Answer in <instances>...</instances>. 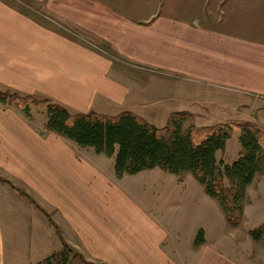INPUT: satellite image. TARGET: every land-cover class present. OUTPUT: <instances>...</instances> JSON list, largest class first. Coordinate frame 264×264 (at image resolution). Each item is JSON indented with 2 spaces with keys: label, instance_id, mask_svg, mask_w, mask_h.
Masks as SVG:
<instances>
[{
  "label": "rangeland",
  "instance_id": "rangeland-1",
  "mask_svg": "<svg viewBox=\"0 0 264 264\" xmlns=\"http://www.w3.org/2000/svg\"><path fill=\"white\" fill-rule=\"evenodd\" d=\"M0 2L6 3L7 12L19 16L21 24L26 25L18 37L20 42H7L5 50L0 48V92L5 93L0 105L7 111L12 109L34 118L39 127L46 126L47 105L51 102L63 105L71 113L113 116L132 111L158 128L170 129L173 113L184 112L176 116L177 120L183 118L182 131L191 126L197 130L220 124L232 126L225 149L217 152V158L226 164L244 153L239 122L250 121L264 131L263 92L245 93L236 85L225 89L211 78L169 72L156 63L151 65L147 59L158 53L152 46L155 39H163L158 37V30L163 28L155 22L157 19L181 25L203 24L205 31H219L229 38L230 53L238 50L242 40H251L255 47L249 53L256 50L263 56L264 0ZM153 24L159 25L157 32H143ZM7 29L13 36L10 23ZM57 54L60 59L53 58ZM257 64L264 75V56ZM89 68H93L92 72L98 68L102 73L91 74ZM66 77L70 83H78L67 85L102 90L93 91L92 97L69 99L68 93L60 90L61 79L66 81ZM115 86L121 92L116 99L109 98L108 89ZM24 95L31 96L27 111L17 101ZM86 153L101 156L98 169L113 181L109 185H116L119 197L126 195L135 209L150 213L166 228L168 235L162 244L166 251L186 252L204 242L193 256L211 254L206 264H264V168L246 187L239 208L233 205V191L227 192L230 217L219 199L208 195L205 185L191 171L174 174L155 167L118 176L113 157L96 153L90 147H86ZM220 183L224 191L231 188L226 178ZM198 237L203 241L195 243ZM85 262L95 263L66 248L39 264Z\"/></svg>",
  "mask_w": 264,
  "mask_h": 264
},
{
  "label": "crops",
  "instance_id": "crops-1",
  "mask_svg": "<svg viewBox=\"0 0 264 264\" xmlns=\"http://www.w3.org/2000/svg\"><path fill=\"white\" fill-rule=\"evenodd\" d=\"M6 5L0 2L3 50L7 42H20L26 26L19 16L7 12ZM155 22L163 28L158 30L163 39L152 44L158 53L147 58L151 65L192 78H211L225 89L236 85L245 93H264L263 70L257 64L264 53L250 54L255 47L251 40H242L238 50L230 53L229 38L219 31H205L203 24ZM7 23L13 27V36ZM159 25L143 32H157ZM97 69L91 74L102 73ZM68 79H61L60 90L69 99L92 97L93 91L102 90L67 85ZM120 92L116 86L109 88V98L116 99ZM102 161L101 156L87 155L86 147L47 126L39 127L34 118L0 105V264H39L65 247L101 264H206L211 254L193 256L204 242L186 252L166 251L162 247L166 228L150 213L135 209L126 195L118 196L116 185H109L113 181L98 169Z\"/></svg>",
  "mask_w": 264,
  "mask_h": 264
},
{
  "label": "trees",
  "instance_id": "trees-1",
  "mask_svg": "<svg viewBox=\"0 0 264 264\" xmlns=\"http://www.w3.org/2000/svg\"><path fill=\"white\" fill-rule=\"evenodd\" d=\"M3 94L0 92V101L5 99ZM19 97L18 105L23 106L24 110L28 109L30 100L27 99H31V96ZM23 100L27 101L21 102ZM178 113L185 114L173 113L172 129L158 128L132 111H122L113 116L71 113L63 105L51 102L47 105L46 126L79 146L90 147L96 153L113 157L114 171L118 176L155 167L174 174L191 171L205 185L206 193L217 197L224 212L230 216L227 192L233 191V205L239 208L246 187L252 183L256 173L264 168V131L250 121L239 122L238 127L242 131L240 143L244 153L231 164H226L217 158V152L225 149L232 126L220 124L200 130L191 126L182 131L183 118L177 120ZM224 178L229 180L231 187L226 191L220 183ZM202 241V237H198L195 243ZM66 248L70 249H63Z\"/></svg>",
  "mask_w": 264,
  "mask_h": 264
}]
</instances>
